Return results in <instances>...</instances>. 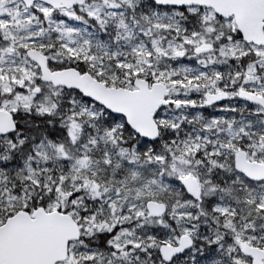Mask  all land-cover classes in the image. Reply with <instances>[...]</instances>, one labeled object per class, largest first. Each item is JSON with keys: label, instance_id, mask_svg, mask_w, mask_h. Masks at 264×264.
Returning <instances> with one entry per match:
<instances>
[{"label": "snow or ice", "instance_id": "1", "mask_svg": "<svg viewBox=\"0 0 264 264\" xmlns=\"http://www.w3.org/2000/svg\"><path fill=\"white\" fill-rule=\"evenodd\" d=\"M0 264H264V0H0Z\"/></svg>", "mask_w": 264, "mask_h": 264}]
</instances>
